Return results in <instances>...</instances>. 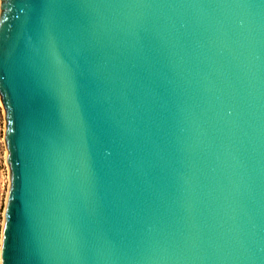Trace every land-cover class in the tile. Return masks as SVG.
I'll list each match as a JSON object with an SVG mask.
<instances>
[{"label":"water","instance_id":"water-1","mask_svg":"<svg viewBox=\"0 0 264 264\" xmlns=\"http://www.w3.org/2000/svg\"><path fill=\"white\" fill-rule=\"evenodd\" d=\"M1 264H264V0H0Z\"/></svg>","mask_w":264,"mask_h":264},{"label":"rangeland","instance_id":"rangeland-1","mask_svg":"<svg viewBox=\"0 0 264 264\" xmlns=\"http://www.w3.org/2000/svg\"><path fill=\"white\" fill-rule=\"evenodd\" d=\"M0 15H1V2H0ZM6 131L7 120L6 112L1 102L0 97V251L2 244V231L5 222V211L7 206L9 188H10V168L8 164V152L6 146ZM0 264H1V252H0Z\"/></svg>","mask_w":264,"mask_h":264},{"label":"bare ground","instance_id":"bare-ground-1","mask_svg":"<svg viewBox=\"0 0 264 264\" xmlns=\"http://www.w3.org/2000/svg\"><path fill=\"white\" fill-rule=\"evenodd\" d=\"M1 248H2V244H1ZM1 252V251H0Z\"/></svg>","mask_w":264,"mask_h":264}]
</instances>
